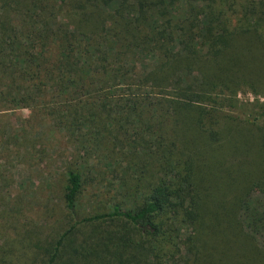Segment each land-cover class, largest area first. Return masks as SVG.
I'll return each instance as SVG.
<instances>
[{
    "label": "trees",
    "instance_id": "1",
    "mask_svg": "<svg viewBox=\"0 0 264 264\" xmlns=\"http://www.w3.org/2000/svg\"><path fill=\"white\" fill-rule=\"evenodd\" d=\"M263 83L264 0H0V105L71 148L59 203L0 164V264H264V124L228 112Z\"/></svg>",
    "mask_w": 264,
    "mask_h": 264
},
{
    "label": "rangeland",
    "instance_id": "2",
    "mask_svg": "<svg viewBox=\"0 0 264 264\" xmlns=\"http://www.w3.org/2000/svg\"><path fill=\"white\" fill-rule=\"evenodd\" d=\"M259 91V93H254L249 87L242 86L238 91L237 98L241 104L245 105L244 108L246 109L232 108L228 112L233 115H240L241 118H252L259 125L264 124V108L261 105H255L264 103V83ZM7 108L9 107H4L3 104L0 105V130L6 128L8 135L10 134L7 142L5 140L0 141V164L2 169L14 178L12 180L15 188L18 189L17 191L23 193L27 191L31 195L37 193V196L47 194L48 197L44 198L54 199L55 202L59 203L65 185V166L70 159L71 148L67 139L63 133L55 131L45 134L44 130L47 131L48 124L32 110L19 109L16 108V105L13 106V109ZM22 110L26 115L22 114L19 117L18 115ZM24 129H27L25 136L32 135L22 141L26 144L25 147H18L15 144L16 134L22 133ZM46 176L52 178L53 183L46 185L45 189H49L48 191H39L40 188L36 189V186L42 180H46ZM93 200L86 194L81 202L79 201L78 212L80 218L90 212L103 210V203L97 202L94 198ZM54 204L50 206L51 213H53ZM61 210L62 215H64L62 219L68 220L66 211L63 208ZM53 235L55 236V234Z\"/></svg>",
    "mask_w": 264,
    "mask_h": 264
}]
</instances>
